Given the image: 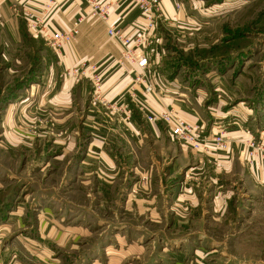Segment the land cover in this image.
Instances as JSON below:
<instances>
[{
	"label": "rangeland",
	"instance_id": "374dc122",
	"mask_svg": "<svg viewBox=\"0 0 264 264\" xmlns=\"http://www.w3.org/2000/svg\"><path fill=\"white\" fill-rule=\"evenodd\" d=\"M134 1L140 9L152 8L133 37L146 40L143 50L158 60L161 75L176 78L180 90L201 98L206 108L223 101L220 113L229 112L228 119L241 117L259 127L240 151L251 167L244 157L247 142L258 141L264 131V0H172L170 8L165 0ZM152 27L158 54L149 39ZM26 62L16 64L20 76ZM1 74L0 91L8 84L0 92V106L30 83ZM80 76L69 77L85 81L88 105L109 106L90 78ZM104 81L103 76L99 87ZM63 82V77L57 81L55 93ZM217 109L205 115L210 118ZM18 114L24 122L14 125L11 111L0 108V264H264V182L256 177H223L226 186L220 191L182 189L166 220L151 222V212L140 217L135 202L129 210L125 206L138 179L131 176L127 190L120 182L112 196L105 189L96 194L100 184L80 169L91 139L83 125L87 112L65 127L29 121L26 110ZM227 132L204 130L208 139L225 136V148L211 146V155L232 153ZM169 198L161 200L162 208ZM227 198L228 207L221 204ZM193 213L198 215L190 222Z\"/></svg>",
	"mask_w": 264,
	"mask_h": 264
},
{
	"label": "crops",
	"instance_id": "0c3cea01",
	"mask_svg": "<svg viewBox=\"0 0 264 264\" xmlns=\"http://www.w3.org/2000/svg\"><path fill=\"white\" fill-rule=\"evenodd\" d=\"M96 1L110 6L108 20L104 22L86 18L79 26L76 42L56 55L42 36L29 31L26 18H37L55 29L68 30L80 16L88 17L91 9L87 0H0V34L9 36L6 39L0 35V74L4 77L13 76L16 81L25 77L30 82L24 92H11L12 97L0 106L7 112L11 111L12 119L9 118V123H23L24 119L15 114L26 110L29 112V121L36 120L46 126L54 121L65 127L75 118L78 119L80 113L85 115L87 112L88 119L83 125L91 139L80 169L94 176L100 184L96 194L105 189V193L112 196L120 188V182L125 183L127 190V181L131 180V176L138 179L127 191L125 206L129 210L131 203L135 202L140 217L151 212V222L166 220L167 213L175 208V198L177 200L178 192L182 189L188 192L211 189L220 191L226 186L223 177L230 176L246 181L248 175H251L256 177L259 184L264 182V166L250 167L240 156L244 141L251 138L259 127L251 126L250 123L246 125L241 117L228 119L229 112L220 113V107L225 105L223 101L206 108L201 98H192L188 92H182L176 78H169V73L168 76L161 75L158 60L152 61L151 57L150 76L156 87L151 95L145 96L143 86L134 81L139 69L129 64H117L121 47L107 35L111 26L129 36L138 33L144 19L141 9L134 0ZM172 2L165 0L169 8ZM154 28H150L149 39L152 45L155 44L152 49L158 54L162 51ZM25 60L27 71L20 76L22 71L16 69V64ZM81 63L98 67L105 78L101 97L111 101L110 105L115 107L128 104L132 111L129 120L124 121L123 116L113 107L110 110L100 103L99 106L88 105V98L85 100L88 92L85 81L69 77V72ZM154 72L158 75L157 79ZM62 77L64 82L55 93L54 86ZM7 84H4L0 92L4 93ZM132 86L137 100L144 103L149 112L172 110L179 117L207 128V132L216 128L224 129L228 131L230 145L234 150L239 149L236 152L232 149V153L227 152L222 157L191 151L170 137L164 124H153L146 120L145 112L126 96ZM213 87L219 88L215 85ZM215 106H218L216 113L211 112V117H207L205 111ZM31 114L38 117L33 118ZM90 116L93 119L91 127L88 125ZM211 157H215L216 161ZM165 198L170 199L165 201L168 206L166 209L160 206L161 200ZM221 204L228 207L229 198L222 199ZM187 207H196V203L188 204ZM197 215L193 213L189 221H196ZM183 220H186V216ZM177 221L174 220L175 223Z\"/></svg>",
	"mask_w": 264,
	"mask_h": 264
},
{
	"label": "built area",
	"instance_id": "2783aa9c",
	"mask_svg": "<svg viewBox=\"0 0 264 264\" xmlns=\"http://www.w3.org/2000/svg\"><path fill=\"white\" fill-rule=\"evenodd\" d=\"M87 2L91 9L88 17L80 16V18L75 20L73 26L68 30L55 29L51 24L42 23L41 20L37 18L33 19L31 17L26 18L28 29L30 32L42 36L51 48L57 54H60L66 46L72 45L76 42L79 36V26L86 18H93L104 22L108 20L110 16L109 6L101 4L96 0H87ZM140 7L144 16L147 18L152 16L151 7L148 8L143 5ZM149 25L151 26L152 23L149 22ZM141 30L142 29H139V32ZM107 35L109 38L117 41L121 47V54L117 64L121 66L129 64L138 68L140 72L135 74V84L143 86V94L145 96L151 95L155 91L156 84L150 76V56L148 52L146 53L145 49L143 50L146 40L143 41L141 36L137 39H134L133 36H127L114 26H111L107 30ZM69 75L75 77L80 75L89 77L95 85V93H101L100 90L102 87H99V84L104 75L99 71L96 65L81 63L77 68L72 69L69 72ZM135 92L136 91L132 86L127 91V95L135 106H137L142 112H145L146 120L153 124H165L170 137L177 140L191 151L210 154L211 146L216 145L220 148H225V136L221 135L218 138L208 139L204 136L205 129L203 126L186 121L172 110L165 112H149L145 104L137 100ZM104 106L108 109L110 108V110L112 107L114 110H118L119 114L123 116L124 121L131 118L132 111L128 104H124L123 106L117 105L115 107L114 105L107 106L106 103H104ZM246 146L247 149L244 153V157L247 159L251 167L264 164V131L261 133V138H259L258 141H248Z\"/></svg>",
	"mask_w": 264,
	"mask_h": 264
}]
</instances>
